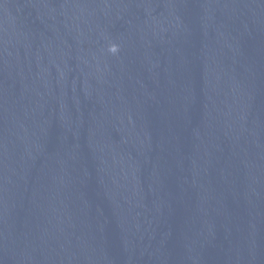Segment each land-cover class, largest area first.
<instances>
[{"label": "water", "instance_id": "95a60500", "mask_svg": "<svg viewBox=\"0 0 264 264\" xmlns=\"http://www.w3.org/2000/svg\"><path fill=\"white\" fill-rule=\"evenodd\" d=\"M0 264H264V0H0Z\"/></svg>", "mask_w": 264, "mask_h": 264}, {"label": "clouds", "instance_id": "9594fccd", "mask_svg": "<svg viewBox=\"0 0 264 264\" xmlns=\"http://www.w3.org/2000/svg\"><path fill=\"white\" fill-rule=\"evenodd\" d=\"M109 51H110V52H115V51H116V47H115L114 45L111 46L110 49H109Z\"/></svg>", "mask_w": 264, "mask_h": 264}]
</instances>
